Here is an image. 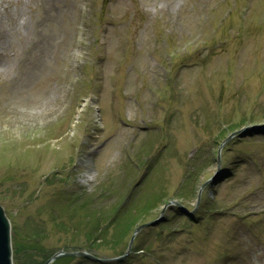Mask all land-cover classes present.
I'll return each instance as SVG.
<instances>
[{
	"label": "rangeland",
	"instance_id": "374dc122",
	"mask_svg": "<svg viewBox=\"0 0 264 264\" xmlns=\"http://www.w3.org/2000/svg\"><path fill=\"white\" fill-rule=\"evenodd\" d=\"M0 62L26 264H264V0H0Z\"/></svg>",
	"mask_w": 264,
	"mask_h": 264
},
{
	"label": "water",
	"instance_id": "95a60500",
	"mask_svg": "<svg viewBox=\"0 0 264 264\" xmlns=\"http://www.w3.org/2000/svg\"><path fill=\"white\" fill-rule=\"evenodd\" d=\"M149 224L140 226L137 230ZM79 254L86 255L85 253H79ZM11 255H12V251H11V241H10V223L5 215L4 209L0 205V264H12ZM59 255L61 254L54 255L50 260L46 262V264H48L53 259L57 258Z\"/></svg>",
	"mask_w": 264,
	"mask_h": 264
},
{
	"label": "trees",
	"instance_id": "16d2710c",
	"mask_svg": "<svg viewBox=\"0 0 264 264\" xmlns=\"http://www.w3.org/2000/svg\"><path fill=\"white\" fill-rule=\"evenodd\" d=\"M39 234L38 231L32 232L30 236H26L23 241H18L16 238L13 239V249H14V263L15 264H26L27 260L22 257V253H28V250H36L38 246L36 244L32 243L33 237H36ZM18 244L24 245L25 249L24 251H19ZM39 249V247H38ZM40 262H43V260L35 262V260H32L31 264H40Z\"/></svg>",
	"mask_w": 264,
	"mask_h": 264
},
{
	"label": "bare ground",
	"instance_id": "6f19581e",
	"mask_svg": "<svg viewBox=\"0 0 264 264\" xmlns=\"http://www.w3.org/2000/svg\"><path fill=\"white\" fill-rule=\"evenodd\" d=\"M0 65H1V62H0ZM100 260H103L102 258H100Z\"/></svg>",
	"mask_w": 264,
	"mask_h": 264
}]
</instances>
